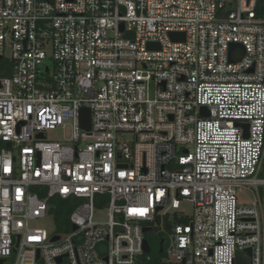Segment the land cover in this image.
Returning a JSON list of instances; mask_svg holds the SVG:
<instances>
[{
    "label": "built area",
    "instance_id": "2783aa9c",
    "mask_svg": "<svg viewBox=\"0 0 264 264\" xmlns=\"http://www.w3.org/2000/svg\"><path fill=\"white\" fill-rule=\"evenodd\" d=\"M2 58L3 264H150L170 212L153 264H264V0H0Z\"/></svg>",
    "mask_w": 264,
    "mask_h": 264
},
{
    "label": "rangeland",
    "instance_id": "374dc122",
    "mask_svg": "<svg viewBox=\"0 0 264 264\" xmlns=\"http://www.w3.org/2000/svg\"><path fill=\"white\" fill-rule=\"evenodd\" d=\"M5 56H9V52L5 51ZM47 64H51L50 61L46 62ZM67 132V131H66ZM47 137L53 140H59L62 137L61 132H49L47 133ZM253 201V195L250 191L244 190L239 193V202L240 203H251ZM180 211L184 212V215L190 217L192 215V208L188 204H182L180 207ZM175 216L170 212L167 216L160 215V218L157 222H154L151 225L152 230L145 234V238L153 241H159L161 237L164 240H167L169 237V228L170 222L174 220ZM95 219L97 221H105L107 219V210L105 207H96L95 208ZM31 228L36 229H44L47 233H52L55 231L56 225L54 219L50 216H47L43 219L35 220L30 223Z\"/></svg>",
    "mask_w": 264,
    "mask_h": 264
},
{
    "label": "water",
    "instance_id": "95a60500",
    "mask_svg": "<svg viewBox=\"0 0 264 264\" xmlns=\"http://www.w3.org/2000/svg\"><path fill=\"white\" fill-rule=\"evenodd\" d=\"M170 39L171 41L173 42H179V41H183L184 40V35L183 34H179V33H171L170 35ZM148 49L149 50H155V49H158L159 50V47L157 44H149L148 45ZM241 50L243 52V47L241 45H238V44H232L230 45V50ZM201 113L203 115H206L208 116V113L206 112V109L205 108H201ZM79 122H80V126L89 131L90 129V111L88 109H82L81 112H80V118H79ZM246 132H247V126H246ZM150 230V228H144L143 229V233H147L148 231ZM162 244H163V241L161 240L160 241V244H159V253H162ZM150 246H149V243L147 240H144L143 242V251L144 253L148 254L150 253ZM0 264H3V261L0 260Z\"/></svg>",
    "mask_w": 264,
    "mask_h": 264
},
{
    "label": "trees",
    "instance_id": "16d2710c",
    "mask_svg": "<svg viewBox=\"0 0 264 264\" xmlns=\"http://www.w3.org/2000/svg\"><path fill=\"white\" fill-rule=\"evenodd\" d=\"M7 65L8 64L4 58L0 59V67L1 68L5 67ZM8 69H9V66H8ZM5 75L6 76L9 75V70H8V73H6V74L2 73V71H0V77L5 76ZM55 203L57 204V208L55 209V216H56L58 221L64 222L66 220L67 216L69 215L70 209H69V207H67L66 203H61L58 200H55ZM173 222L185 224V223H187V219H183V220L174 219ZM167 227L169 228V225H167ZM161 240H163V237H161L159 239V241L155 240L153 242H151L150 240L147 239L149 246L151 248V252L148 256H144V259H148L150 264L157 263L161 260V254L159 253V243Z\"/></svg>",
    "mask_w": 264,
    "mask_h": 264
}]
</instances>
